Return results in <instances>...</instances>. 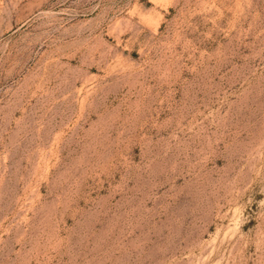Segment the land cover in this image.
Segmentation results:
<instances>
[{
    "label": "rangeland",
    "instance_id": "obj_1",
    "mask_svg": "<svg viewBox=\"0 0 264 264\" xmlns=\"http://www.w3.org/2000/svg\"><path fill=\"white\" fill-rule=\"evenodd\" d=\"M0 264H264V0H0Z\"/></svg>",
    "mask_w": 264,
    "mask_h": 264
}]
</instances>
